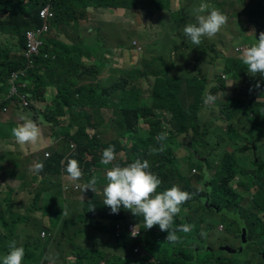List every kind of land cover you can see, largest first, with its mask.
<instances>
[{
    "label": "rangeland",
    "instance_id": "rangeland-1",
    "mask_svg": "<svg viewBox=\"0 0 264 264\" xmlns=\"http://www.w3.org/2000/svg\"><path fill=\"white\" fill-rule=\"evenodd\" d=\"M104 1L105 0H81L80 6H77V9H67L61 15L62 22L66 25H59L60 28L58 30L59 36L64 37H62L61 40H56L54 35H52L50 38L57 43L56 47L52 46L54 57L59 53L67 56L64 49L59 46L64 40L67 42V46L71 48L82 43L80 57L92 60L96 55V51L95 48H91L92 42L94 43V41L88 36L89 29H91V33H93V30L97 27H103V25L111 26L113 24L124 29L125 32L121 40L124 43L130 40L135 43L130 42L124 47V50L114 49L108 54V67L110 68V72H114L108 77H102L98 74V72L102 70H96L90 73L88 71L89 64L79 62V58L76 55L68 61L66 57H63L61 62L56 63L55 60L53 62L52 59H49L40 52L35 55L29 54L26 36L25 46L22 47V43H20L21 41L17 36H13L6 32V25H4V20H6L5 13L0 14V62H2L7 55L8 58L12 60L18 59L23 62L24 67L19 68V70H21L24 77L18 81V84L22 86L19 89L21 95H25L28 98L30 97L25 94L29 86L35 91L32 82L29 81V85L28 83L27 85L24 84L26 81L28 82L30 72L35 70L36 67L41 71L40 77H45L44 75L46 74H48L49 77L52 75L61 76L64 73L60 68L63 67L62 65L67 61L65 67L77 68L70 69L72 73H77L76 78L79 81L78 87L105 88L109 86V89H117L124 81H127L128 89L133 87L137 88L141 106H150L152 104V91L155 85V79L158 75H166L174 79V81L179 82L178 85L181 94H184V97H186L180 102L183 105V109L186 111L193 105L195 102V95L199 92V85L193 88V90H189L188 81L197 76L203 82L205 90L202 93H204L205 100L203 105L194 111L193 126L190 127L187 133L188 135H181V138L177 140L172 139V144H169L167 149L160 150V152L164 150L175 152L177 157H179V164L180 162L182 163L185 171L188 169L189 164L186 163V152L193 154L198 159V148L200 151L201 146H205L206 149L216 155L225 156L226 158L231 157V159L235 160L239 159V148L249 150L244 152V156L248 161L253 158V153L264 159V126L261 120L256 119L257 116H253L252 114L250 116L246 115L249 104L246 105L244 103H248L249 99H255L257 102L264 103V78L259 75H250L247 72L246 66H242V74L238 77L234 71V66L230 64L231 62L240 63L243 49L256 43V37H259L260 32H264V0H201L203 3H207L210 8L221 11L228 17V21L230 22V20H233V23L229 28V24H225L220 32L211 39L207 37L202 38V43L199 46L193 45L191 41L184 36L182 31L185 25L195 23L194 8H192V5L195 4L197 0H106L109 3H124L125 5L123 4L122 6L128 7V9L122 12V15L117 16H113L112 14L114 13L110 14V8L101 5ZM222 1L233 5V7H227V14L225 9L220 7V2ZM59 2L64 3L63 0ZM12 5L17 6V0H14ZM79 10H82L83 17H81ZM121 25L126 26L123 28ZM43 28H45V25L39 29L29 28L25 31V35H28L30 32H36L37 30L40 32ZM7 29L11 33L17 35L13 27H7ZM67 29L76 30L79 34H74L70 38L65 39L66 36L71 35L67 32ZM7 50L10 51L11 55H9ZM102 65H104V63H102ZM227 68L228 71L226 72ZM66 74L69 79L74 78L71 73ZM247 81L250 87L255 88L254 86L257 81H260L261 86L256 89H251L252 91L248 93ZM8 85L11 88V85L8 83L3 89L7 90ZM60 90L62 91V95H64L65 88L61 86ZM209 95L215 98L213 102H207V97ZM53 101L55 102L54 98ZM58 105L57 103L54 106ZM225 106H228L231 111L237 115L228 118L224 110ZM2 113L3 109H0V135L7 129L8 135L10 136L7 138L16 142L12 135V129L18 126V123L14 121L15 113L9 109H7L5 115H2ZM71 113H73V107L67 104L64 110L56 114H58V118L60 117L62 119L59 121H62L63 124H67ZM100 114L105 124L103 128L112 130L117 119L116 112H114L113 109L104 108L100 111ZM153 118L155 120H152L151 123L148 122L146 125L142 124V127L146 128L142 129V133L146 132V135L153 136L154 142H158V137L161 135L165 136L166 139L172 137L169 135L176 127L171 113L166 111V109H160L154 113ZM55 119H57V115ZM157 121L158 123L156 124ZM50 130L51 129L46 131V133L48 134ZM80 130L81 128H78L71 133L76 134L79 133ZM85 134H87V131ZM117 135L118 134L112 130V132H109V135L102 138L105 142H108L116 138ZM233 137H235V140H232ZM184 138L192 143V148L189 145H184ZM97 140L100 141L101 138H97ZM132 143L133 140L129 138L126 147L129 150L128 154L134 157L135 153L131 149ZM7 144V150L14 147V145L8 142ZM45 147V145H42L38 141L31 145L29 149H31V153L39 154L38 160L41 158V162H44L43 153ZM161 147L162 142H160L159 145L152 143V150L154 152L157 148L158 153V149ZM49 154L51 156V153ZM64 159H61L62 169L66 167L67 164L64 163ZM87 159L91 160L92 155H89ZM211 162L212 158H210L209 163ZM113 164H115V161ZM113 164H99L101 165V169H99L98 174L101 175L103 181L106 177L107 170L111 168ZM245 166H249V164H245ZM22 169L24 170L25 168L22 166ZM190 172L191 170L189 169V175ZM214 174V169L207 170L208 179L211 178L216 180L213 177ZM93 176L97 177L96 174ZM61 179H69L74 182L66 175L62 176ZM76 181L80 182L79 180ZM103 181L100 183H103ZM261 181L262 179L259 174L253 175L249 172L247 175H236L231 186H222L221 181H216L215 184H218L220 188L216 195L210 196V198L219 196L223 201L230 197L234 183L240 185L238 192L242 198L239 204L233 207L236 212L233 214L237 216L235 217L237 220L244 221L246 217L250 219L248 226L245 223L242 224L243 231L247 232V235L242 238L244 241L241 243L243 246L241 248V257H243L242 259L245 260L247 264H264V191L260 192V188L262 187ZM60 182H62V180H60ZM65 182L72 188L77 184L69 181ZM107 183L108 181L103 183L99 187L100 190L97 191V193L100 192L101 197L103 188ZM194 185H196L195 181H193V186ZM196 187L199 188V186ZM208 187L209 186H207V188ZM222 189L225 190L224 194H221ZM182 190L192 194L190 190L183 187ZM74 191H79L82 194L80 201L87 203V201L90 200V196L88 192L85 191L84 186L81 185L80 189ZM54 193V197L46 202V208H48V206L50 207L52 204H56L55 207L57 209L59 208L58 213H61L62 207L58 205V201L62 193H64V195L66 194L62 189V184H57L56 182ZM74 200L75 202L79 201L78 199ZM188 204H186V210L183 213L180 212L179 215L175 217L173 228H178L180 225L184 224L192 226L191 231L187 233L177 232L180 240L175 244L178 245L180 241L184 249H189L193 252L195 245L198 247L201 245L206 246L207 242L206 237L202 236L204 235V231H201V221L200 219L199 221L197 220L196 212L194 211L195 209L200 210V206L192 204L193 209L191 212H187ZM82 207V213L88 216L86 219L82 218L85 222L80 220L76 215ZM82 207L79 206L73 210V217H53V227L49 233L46 232L45 236L41 234L43 227L40 228L39 223L26 220V222L22 223L24 227L22 232L18 231V238L13 237L11 234H8V237H6L5 243L8 247L7 253L9 251V245L12 241H15L17 246H23L25 249V256L22 264H28L31 259H36V254H38L40 250H45L43 258L44 260L46 258L49 260L41 261V264H77V254L74 250L80 245L81 251H79L80 247L78 249L80 255L87 254L90 250L89 253L92 254V256L93 254L96 255L97 259L99 258V252H110L113 256H111L110 260H105V264H160V260L153 253H148L149 258L144 263L140 260L134 261V258L131 263L129 258L127 260L126 251L123 247L117 245L113 234H111L112 232L108 231L110 230L109 226L106 225L103 227L104 223H111L110 220L104 218L101 214L107 211L101 209L99 211L100 213L93 211L87 215L84 206ZM103 208L110 209L104 204ZM95 209L97 208L95 207ZM118 214H121L122 217H127V224L133 223L134 221V224L139 225L137 220H133V214L122 206ZM96 216L101 226L99 228L102 230L99 229V231L96 232L87 230L84 235L80 236V227L85 226L86 222L90 223L92 219L95 220ZM139 218H141V216H139ZM112 222L116 224L118 220L113 218ZM14 223L15 222L8 223V227L12 226ZM25 225L35 228L37 230L36 234L32 237L28 236ZM239 225L241 226V222H239ZM197 226H199V230ZM207 228H211V226L207 225ZM6 232H8L7 229ZM230 232H233V230L230 229ZM149 233L152 236L163 234L158 225L151 228ZM2 235H4V233H2ZM161 239L162 238L159 236L158 240ZM163 239L166 240L165 237ZM33 240L37 241V243H34L35 241ZM1 244L2 243H0V245ZM162 244H166L165 241L161 240L159 246L164 247L165 245ZM30 246H34L35 248H30ZM215 248L217 249V246H215ZM206 251L209 253L211 252L210 249H206ZM115 253H117V256L114 255ZM222 253L226 254L225 251ZM239 260L240 259H236V263L234 264H243V261ZM33 262H37V259ZM98 264H101V261L98 262ZM204 264L221 263L218 262L215 256H211V259Z\"/></svg>",
    "mask_w": 264,
    "mask_h": 264
},
{
    "label": "trees",
    "instance_id": "trees-1",
    "mask_svg": "<svg viewBox=\"0 0 264 264\" xmlns=\"http://www.w3.org/2000/svg\"><path fill=\"white\" fill-rule=\"evenodd\" d=\"M18 1L20 4L19 9L17 8V6L12 5L14 0H0V14L5 13L4 15L6 20H4V25H6V32L13 36H17L21 41L20 43H22V47H24L26 43L24 35L25 31L29 28H38L44 25V20L40 18L39 12L45 5L46 0H17V3ZM59 1L60 0H53L55 13L58 17L61 16V10L63 11L65 9L72 8L74 3H76L78 0H63L64 3H60ZM123 4L124 3H109L106 0L101 3V5H104L107 8H111V11L113 8L119 9V7ZM51 21L52 24L58 22V20L55 18L53 20L48 19L47 23L50 24ZM232 23L233 20H230V22L228 21V28ZM121 26L124 28L126 25ZM7 27H13L14 32L17 33V35L11 33L7 29ZM124 32V29H98L96 31V37L94 38V45L92 47L96 49V56L93 60L87 59V61L90 64L96 63L98 65L89 67L88 71L90 73H93V71L96 70H102L98 72V74L101 76H108L114 73L113 71H104L103 68L99 65L102 64L107 55L115 49V47L117 46V41L122 39ZM56 45L57 43H55L54 40L46 39L44 41L42 52L51 53V47H56ZM117 47H121V45L119 44ZM75 48L79 47L75 46ZM120 49L124 50L125 48L121 47ZM7 51L9 52V55H11L10 51ZM65 53H67L68 55L66 56L62 53L57 54L55 58L56 63L61 62L63 57H66L67 61L70 60L73 54V49L71 48L69 50H66ZM38 62L40 63L39 60ZM241 62L230 63L232 66H234V71L236 72L238 77H240L242 74V66H245L243 63L241 64ZM66 63L63 64V67L60 68L64 73L63 75H66L68 77L66 73H71L74 78H68L70 82L71 93H66L64 95L71 96V98L63 104V110L68 104L69 106L73 107V113L69 115V121L67 122V124L57 126V129L60 131L58 136H63L62 139H65L66 145H68L69 142H74L77 144V150L75 151V154L73 156L79 162V165L82 166L84 171V174L79 179L80 183H88V181L92 178L91 176H93L94 174L97 175V177L93 176L97 179V190L98 186H101L103 183L107 182V179L103 181L101 175L98 174L99 169H101V165L99 164L101 163L102 153L104 149L110 146H114L117 157L115 160V164H119L123 167L127 166L129 163L133 162L136 159H140L141 161L147 159L149 161V170L152 173L156 174L162 181L161 185L157 189V192H162L174 186V183L177 181L181 182L183 184V188L192 192L191 199L182 204L181 207H187L186 204L190 202L188 204V208L193 209V201L197 198V196L199 197V190L195 186H193V181L200 182L199 176H196L193 179L187 178L186 176L189 175V169L191 168V165L188 164V170L183 171L182 168L179 167V157H177L175 152H170L167 150L160 152L161 148L158 149V153L157 148L154 152L152 150V143H156V145H159V143L162 142L163 149H167V146H169V144H172V139L177 140L181 138V135H188L187 133L190 127L193 126L194 111L197 108L201 107L205 100L204 93H202L205 90L203 82L197 76L191 78L190 81H188L189 90H193V88H196L199 85V92L195 95V102L193 103V105L185 111L180 101L182 99H185L186 97H184V94H181L178 85L179 82L174 81V79H171L166 75H158V77H156L155 79V85L152 91V104L150 106H141L137 88L133 87L131 89H128L127 81H124L117 89L112 88L113 90L109 89V86L105 88L78 87L79 81L76 78L77 73H72L70 69L77 68L65 67ZM21 67H24L22 61L18 59L12 60L11 58H8V55L3 59L2 62H0L1 89H3V87L8 84L7 80L10 74ZM227 71L228 68L226 69V72ZM40 72V69L36 67L35 70L30 72L28 81L35 82L36 78L41 75ZM44 76L49 77L48 74ZM50 77L53 78L54 75ZM247 86L248 93L252 91L251 89H256L250 87L248 81ZM8 87L10 88L9 85ZM26 92L31 95L29 97V100H32L36 95V92L33 91L30 86L27 87ZM7 103H4V105ZM244 103L246 105L249 104V109L247 110L246 115L250 116L252 114L253 116H257L256 119L261 120L262 125L264 126V103L257 102L255 99H249L248 103ZM17 106L18 105H16L15 107ZM3 108L4 106L0 105V109ZM85 108H89V110H86ZM104 108L113 109V111L116 112L117 116L115 125L113 126L112 130L118 135L116 138L108 142H105L103 138H101L100 141L97 140L98 135L105 137L106 135H109L108 132H112V130L103 128L105 124L102 120L100 111ZM160 109H166V111L171 113L172 119L175 122L176 129L170 133L169 136L172 137L167 138L163 141L154 142L153 136L146 135V132L142 133V129H146L142 127V124L146 125V123H151L152 120H155L153 118L154 113ZM224 110L228 118L237 115L233 111H231L228 106H225ZM59 112L60 111H58V113ZM96 112L98 113V115H96L97 118L95 117ZM94 117L96 121L95 123H92L91 121ZM157 123L158 121L156 122V124ZM78 128H81L79 133H71ZM86 131L87 134H85ZM129 138L133 140L131 149L135 153L134 157L128 154L129 150L126 147V144L129 142ZM232 140H235V137H233ZM184 145H189L192 148V143H190L186 138H184ZM89 155H92L91 160L87 159ZM63 156L64 154L53 153L50 157H45V161L42 162V164L44 165L43 170L39 173L48 172L52 176V179H58L57 184H62V182H60V180H62L60 179V177L62 178V176L65 175L68 176L65 171V167H63V169L61 167V159H63ZM188 156L186 160L189 158ZM257 158L261 163L257 165V167H261L258 173L264 172V159L259 156H257ZM228 159H231V157H228ZM221 164L222 168L216 174V176H219L217 178V181H221L223 177L225 178V180H222L221 182L222 186L227 185L229 178H233L236 175H247L236 165L235 160L228 162L227 159L223 157ZM244 164V158H240V165L242 166ZM85 174L88 176H85ZM101 181H103V183H100ZM219 188L220 186L218 185L217 191L219 190ZM210 190L211 187L209 185V191ZM263 191L264 177L262 179V188L260 189V192ZM94 193L95 192L89 193L90 200L87 201V204H85L84 210L87 212V215L93 211L99 212L101 209H105L107 211L101 214L104 218L110 220L111 223H104L103 227L106 225L109 226L110 230L108 231L112 232L111 234H113L117 245L123 247V249L126 251L127 260L129 258L131 260V263L133 261V258L134 261L140 260L144 263L149 258L148 253L155 254L156 257L160 260V264H201L203 263V261L204 263H206L209 260V258L205 260H201L200 258L197 259L196 256L192 255L191 251L182 248L181 243L178 245L175 243L171 244V242L169 243V241L162 239L166 244H162L165 245L164 247L159 246L161 240L158 239L159 236L162 237V235L160 234L152 236L149 231L144 228V220L142 216L141 218H139V216L132 215L133 220H137L140 227L146 232L142 238L135 239L125 232H118L116 224L112 222V219L116 218L118 221L127 224V217H122L121 214H111L110 209L103 208L104 194L102 193L101 197V195L99 196L98 193ZM224 193L225 190L222 189L221 194ZM62 194L64 195V193ZM95 207L97 209H95ZM79 217L80 220H82V218L86 219V217L88 216H86V214L84 213H80ZM82 221L85 222L84 220ZM85 226L87 230H92L94 232L99 231V227H101L99 222L97 221V216L95 217V220L92 219L90 223L86 222ZM137 245L140 246L139 252H135L133 250V248ZM79 247L80 245L77 246L74 250L77 254V264H98V262L100 261L105 263V260H110L111 256H113L110 254V252H99V258L97 259L96 255L93 254L92 256V254L89 253L90 250L87 254L80 255V253L78 252ZM79 251H81V247ZM114 255L117 256V253H115ZM33 261H36V259H31L30 264H41L40 260H37V262Z\"/></svg>",
    "mask_w": 264,
    "mask_h": 264
},
{
    "label": "clouds",
    "instance_id": "clouds-1",
    "mask_svg": "<svg viewBox=\"0 0 264 264\" xmlns=\"http://www.w3.org/2000/svg\"><path fill=\"white\" fill-rule=\"evenodd\" d=\"M80 3L81 0H78L76 4L73 5L72 8L77 9V6H80ZM47 4L51 5L52 7L51 13L53 14L48 19L53 20L56 18L58 22L55 24H52V21L49 24L47 23L48 20L45 21L43 18H41L40 12ZM53 4H54L53 0H46L45 5L43 6V8H41L39 12V16L42 20H44V25H47L46 29L42 32L40 36V40H41L40 53L45 55L49 59H52L54 62L56 57H54L53 52L51 53L42 52L44 41L46 39H51L50 37L52 35H54L56 40H61V38L64 36H59V32H58L60 28L59 25H66V24L62 22L61 16L58 17L56 15ZM19 6L20 4L18 1L17 3L18 9L20 8ZM231 6L233 7V5L228 4L224 1L220 2V7L225 9L226 14L228 11L227 7H231ZM66 10L67 9L63 11L65 12ZM193 13L195 18V23H189L185 25L182 31L184 36L187 37L191 41V43L196 46H199L202 43V38L205 37L209 39L213 38L215 35H217L220 32L221 28L228 23V17L226 15H224L221 11L215 8H210L207 3H203V2L200 3L197 7L193 9ZM81 17H83V14L81 15ZM39 28L40 27L36 29ZM96 29L97 30L112 29V27L109 25L108 26L103 25V27L102 26L97 27ZM96 29L93 30L94 31L93 34H96L97 31ZM70 31H74V32L71 33ZM67 32L71 35L66 36L65 39L70 38L74 34L75 35L79 34V32L72 29H67ZM25 36L27 39V35ZM91 39L94 41V38ZM93 45L94 43L92 42L91 48L93 47ZM59 46L62 47L64 51L71 49L70 46H67V42L64 40L62 43L59 44ZM75 46L79 48H75V47L72 48L73 49L72 57L76 55L79 58V62L84 64L88 63L89 67L98 65L96 63L90 64L87 61V59L91 60L89 58L80 57V53L82 51V43H79ZM240 59L242 63L247 67V72L250 75L252 76L259 75L262 78H264V32H260L259 37L258 38L256 37V43L252 44L250 47L243 49ZM105 60L102 62L104 63V65L102 64L99 65L103 68V70H105L107 67ZM18 70H15L13 72H16ZM55 77L61 81L60 87L63 86L65 88V94L71 93L70 82L68 77L66 75H61V76L56 75ZM9 78L7 80V83H9ZM260 86H261L260 81H257L254 87L259 88ZM60 87H59V91L55 95V98H62L63 96H65L62 95V91L60 90ZM12 99L16 102V105L21 103L17 96H14ZM214 99L215 98L213 96L209 95L207 97V102H213ZM3 106L4 108H7L5 107L4 104ZM85 109L89 110V108H85ZM6 111L3 110V113H5ZM96 115H98L97 112L95 113V117ZM95 117L92 119L91 121L92 123H95L96 121ZM19 118L22 121V123L19 126L14 127L12 129V135L15 138L16 143L20 145L37 143L41 136L40 128L37 125V123L32 119H29L24 114H20ZM97 138H102V136L98 135ZM165 139L166 137L163 135L158 137L159 141H163ZM71 143L72 142H70V144ZM162 150L163 147H161V151ZM186 153L187 156L189 155L188 156L189 158L186 160V163L187 164L189 163L191 165L190 175L186 177L189 179H193L196 176L207 174V171L204 172L200 171L199 167L201 166V161H198V163L196 159L191 161L192 158L191 155L193 154L188 152ZM72 157L73 159H69L67 161L65 171L71 180L76 181L82 177L84 171L82 166H80L79 162L75 159V157L73 155ZM116 158L117 157H116L115 147L110 146L104 149L102 153L101 163L104 165L113 164ZM219 165L222 166L221 163ZM43 167L44 165L42 163H36L34 166V171L40 172L43 170ZM179 167H181L182 170L185 171L183 169V165L181 162L179 164ZM149 169H150V164L147 159L143 161H141L140 159H136L133 162L129 163L127 166H123V167L120 166L119 164H113V166L109 168L106 172V179L108 183L103 188V193H104L103 204L110 208L111 214H118L122 206L124 209L130 211L133 215L142 216L144 220V228L147 229V231H149L154 226L158 225L160 231L163 232L161 238L163 239L165 237L167 241L171 243H176L180 239V237L177 235V232L187 233L191 231L192 226L188 224L180 225L178 228H173L175 217H177L180 212L183 213L186 210V207L183 208L181 207V205L186 203L189 199H191V194L187 191L182 190L183 184L179 181L175 182L174 186L162 192H157V189L161 185L162 181L156 174L152 173ZM219 171L215 170V174L213 176L215 179H217L216 174ZM214 181L215 180L211 178L210 179L207 178L206 180V182H210V183ZM96 183H97L96 177H92L86 184L85 191L91 190L92 192H95ZM209 185L210 184H208L207 186ZM203 190L205 191L206 195L209 193V196L211 193H214L212 191V187L210 191H209V187L208 190L205 189ZM118 223H123V222L118 221L116 225ZM138 226L140 227V225ZM141 230L143 232V235H145L146 232L142 228ZM131 235L133 237L139 235V230H137L136 226L133 227L131 231ZM143 235L139 237V239L142 238ZM24 256H25V249L23 248V246H17L16 242L12 241L11 244L9 245L8 253L4 255L2 258V264H22ZM101 264H105V263L101 262Z\"/></svg>",
    "mask_w": 264,
    "mask_h": 264
},
{
    "label": "crops",
    "instance_id": "crops-1",
    "mask_svg": "<svg viewBox=\"0 0 264 264\" xmlns=\"http://www.w3.org/2000/svg\"><path fill=\"white\" fill-rule=\"evenodd\" d=\"M200 3H202L201 0H197L195 4L192 5V8L197 7ZM128 9L127 6H120L118 8H113L111 11V8L109 9L110 14L113 16L122 15V12ZM64 11L61 10V14ZM80 15L83 14L82 10H79ZM112 29L114 30H121V27L118 25H111ZM88 36L90 38H95L96 34L91 33V29L88 30ZM73 33L74 31H70ZM130 42L135 43L134 41H128L127 43H124L122 40L117 41V46L120 44L121 47L127 46ZM116 45V44H115ZM115 47V49H120L121 47ZM106 69L104 71L110 72V68L108 67L109 59L108 55L106 57ZM109 76V75H108ZM106 75L102 77H108ZM48 80V81H47ZM29 85V81L24 85ZM34 84V90L36 92V95L32 100H29V98H26L27 101H29L31 104L24 106L22 103L18 104L16 106V102L12 99L9 101L8 95L10 93V88L7 87V90L0 88V104H5V107H7L9 110H12L13 113H15V119L14 121L18 123V126L22 123L20 120V114H24L29 119H32L37 123V125L40 128L41 136L39 138V143L42 145H45L44 148L45 151L43 153V159H45L46 153H57V154H64L63 159L68 157V155L71 152V145L70 142L68 145L65 143V139L63 140V136H58L60 131L57 129V126H62L63 122L59 121L62 120L60 117L58 118V114H56L58 111H62L64 107V103L68 101L71 96H63L62 98H55L56 93L59 91V87L61 85V81L58 80L55 76L52 77H37L35 82H32ZM31 83V84H32ZM49 84V85H47ZM26 95H29L27 92H25ZM53 98L55 102L53 101ZM59 104L58 106H54L56 104ZM62 104V105H60ZM30 108V109H29ZM2 115H5V113H2ZM57 115V119H55ZM49 131L47 134L46 131ZM10 137L8 135L7 129H5L2 132V135H0V264H2V258L4 255L7 254L8 247L5 243L6 237H8V234H11L13 237L18 238V231L22 232L23 230V224L24 222L29 221L33 223H39L40 228L43 227L42 231L50 232L51 228L53 227L52 220L53 217H73L72 212L75 208H78L79 206H85L84 204L86 202L80 201L82 194L79 191H74L80 189V186H86L87 183L84 182L80 183L77 181H70L69 179H62V185L64 192L66 194L63 196V194L60 195V200L58 201V205L62 207L61 213H58L59 208L57 209L55 207L56 204H52L50 207L46 208V202L53 198L54 193V187L58 179L54 178L52 179L51 175L48 172H36L34 171V166L36 163H42L41 158H39V154L31 153V149L29 147L33 144H26L25 146H21L20 144L14 142L13 140H10ZM7 142L14 145V147H11L9 150L6 149ZM239 159L237 161L238 167L242 171H247L249 166L252 164V162L255 160V158L250 159L249 161L244 156V152L249 151L248 149L239 148ZM49 151V152H48ZM198 155L199 158L197 159L194 155H191V161L196 159V161H201L200 171L204 172L209 169H214L216 171H219L222 166L219 164L222 163V158L224 156H219L214 153H212L210 150L206 149L205 146H201L200 151L198 148ZM210 158H212V162L209 163ZM240 158H244L245 164H249V166H241L240 165ZM257 158V157H256ZM36 159V161H35ZM22 166L25 168L22 169ZM27 169V170H26ZM84 174V173H83ZM85 176H88L85 174ZM93 177V176H91ZM207 174H203L199 176L200 181L205 179L207 180ZM61 179V177H60ZM106 180V177L105 179ZM56 181V182H55ZM65 181H69L71 183H77L73 188L68 185ZM196 186H200V182H195ZM80 185V186H79ZM77 187V189H76ZM100 186H98V190ZM67 188V189H66ZM197 188V187H196ZM199 190V197L203 198V196H206L205 191L203 188L199 187L197 188ZM97 189L95 190L94 194H97ZM88 194L91 192L90 190H87ZM100 192H98V195ZM201 195V196H200ZM199 199L200 203V198ZM74 199H78L79 201L75 202ZM58 200V199H57ZM87 204V203H86ZM193 204H195V200L193 201ZM192 209L188 208L187 212H191ZM83 207L81 210L77 212V216L79 217V214L82 213ZM80 218V217H79ZM15 222L12 226L8 227V223ZM81 222V221H80ZM82 223V222H81ZM83 224V223H82ZM19 225V227H18ZM8 227V228H7ZM26 231L28 233V236H33L36 234L37 230L31 226L27 227L25 225ZM86 226H81L79 230V235H84L87 229ZM6 229L8 232H6ZM41 231V232H42ZM4 233V235H2ZM180 240V239H179ZM35 241V240H33ZM206 246L201 245L199 247L208 248L210 247L212 250H215L216 244L213 240L206 238ZM34 243H37L35 241ZM181 242L179 241V244ZM181 247L183 248V245L181 244ZM30 248H35L34 246H30ZM189 250V249H188ZM190 251V250H189ZM45 253V250H40L37 256V260L40 261H49L48 258L44 260L43 254ZM30 264V263H28Z\"/></svg>",
    "mask_w": 264,
    "mask_h": 264
},
{
    "label": "flooded vegetation",
    "instance_id": "flooded-vegetation-1",
    "mask_svg": "<svg viewBox=\"0 0 264 264\" xmlns=\"http://www.w3.org/2000/svg\"><path fill=\"white\" fill-rule=\"evenodd\" d=\"M240 152L241 151H239V153ZM252 155L253 158H255V160L249 166L248 170L244 172L246 173L250 172L253 175L259 174L261 179H263L264 172L258 173V171L261 168V167H257L258 164H261L259 159L256 158L258 155H256L255 153H253ZM226 159L228 162L235 160L228 158ZM235 163L237 165L236 160ZM218 177L219 176H217V178ZM235 177L229 178L227 182V186L232 185L233 179ZM222 180H225V178L223 177ZM216 181L217 179L214 182L210 183V182H206L205 179L203 178V180L200 181L199 187L208 190L207 185L210 184L212 187V191L214 192L211 193L210 196L216 195L218 193L217 191L218 184H215ZM261 185H262V181H261ZM239 189H240V185L234 183L233 191L230 193V197L223 201L219 198V196H214L213 198H210L209 193L206 195L209 197L203 196V198H200V203L198 198L195 199V205L200 206V210L195 209L194 211L196 212L197 220L199 221L200 219L202 224L201 231L202 230L204 231V235L202 236L213 240L217 246V249L215 248V250H212L210 247L203 248L195 245V247L193 248L192 255L196 256L197 259L200 258L201 260H205L208 258L211 259V256H215L218 262H220L221 264H234L236 263L235 262L236 259H240L239 261L242 260L243 264H247V262H245V260L242 259L243 257H241L242 255L241 248L243 247L241 243L244 241L242 238L243 236L247 235V232L243 231L242 224L245 223L248 226L250 223V219L246 217L244 221L237 220V218H235L237 216H234L233 214L236 213L233 207L237 206L242 198L239 195L238 192ZM256 211H251V212H256ZM239 222H241V226L239 225ZM207 225L211 226V228H207ZM197 229L199 230V226H197ZM230 229H232L233 232H230ZM206 249H210L211 252L210 253L207 252ZM224 251L226 252V254L222 253ZM263 255H264V250H263ZM261 256H262V252H261ZM201 264H204V261Z\"/></svg>",
    "mask_w": 264,
    "mask_h": 264
},
{
    "label": "built area",
    "instance_id": "built-area-1",
    "mask_svg": "<svg viewBox=\"0 0 264 264\" xmlns=\"http://www.w3.org/2000/svg\"><path fill=\"white\" fill-rule=\"evenodd\" d=\"M52 11V7L50 4H47L43 9L42 11L40 12L41 14V18H43L45 21L48 20L49 17H51L53 14L51 13ZM47 25H45V28H43L40 32H38L39 30H37L36 32H30L28 33L27 35V39H28V42H27V47H28V52L29 54L31 55H35V54H38L40 52V46H41V40H40V36L42 34V32L46 29ZM24 77L23 73L21 72V70H18L16 72H13L9 78V84L11 85V89H10V93L8 95V99L11 100L14 96H17L20 100V102L24 105V106H27V105H30V102L27 101V97L25 95H21L19 93V89L22 87L20 84H18V81L20 78ZM4 111L7 110V108H4L3 109ZM71 152L70 154L68 155V157H66V159H64V163L66 164L67 161L69 159H73L72 155H74V152L77 150V145L75 143H71ZM45 157L48 158L50 157V154L49 153H46L45 154ZM67 189V188H66ZM136 226L137 230H139V235L133 237L131 235V231L133 229V227ZM116 228L119 231L121 232H125L127 234H129L132 238H139L143 235V232L141 230V228L134 224V223H130V224H124V223H118L116 225ZM46 232L47 231H42L41 234L42 236H45L46 235ZM135 251H139L140 248L139 246H136Z\"/></svg>",
    "mask_w": 264,
    "mask_h": 264
}]
</instances>
